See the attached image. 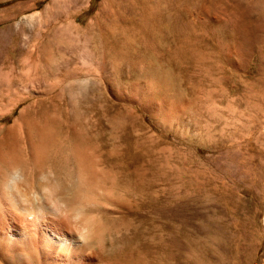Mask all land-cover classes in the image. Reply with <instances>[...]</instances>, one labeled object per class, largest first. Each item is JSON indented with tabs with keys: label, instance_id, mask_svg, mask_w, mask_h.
I'll list each match as a JSON object with an SVG mask.
<instances>
[{
	"label": "rangeland",
	"instance_id": "374dc122",
	"mask_svg": "<svg viewBox=\"0 0 264 264\" xmlns=\"http://www.w3.org/2000/svg\"><path fill=\"white\" fill-rule=\"evenodd\" d=\"M12 155L72 186L80 264H264V0H0V192Z\"/></svg>",
	"mask_w": 264,
	"mask_h": 264
},
{
	"label": "bare ground",
	"instance_id": "6f19581e",
	"mask_svg": "<svg viewBox=\"0 0 264 264\" xmlns=\"http://www.w3.org/2000/svg\"><path fill=\"white\" fill-rule=\"evenodd\" d=\"M250 129L251 126L246 123L239 125L234 130L233 139L241 137L244 139V142L241 145L234 143L233 147L235 146L241 149L242 152L240 155L237 153L232 154V163L235 166L239 158H241L242 160L239 164L243 167V173L253 177L256 173L255 156L252 150L253 142L245 138V132ZM82 157L83 155L81 153L80 158ZM25 162L24 159L18 158V156L11 158L7 162L9 170L5 171L2 175L3 189L0 192V264H4L6 258L12 259L14 257V254H12L11 257H13L8 258L7 256H9V254L7 255V250L9 252L17 251L19 247L23 245H27V247L31 245L36 249L35 251L37 253L40 252L45 255L46 258L50 259V262L54 261L57 262V264L82 263L85 259L87 250L84 242L86 226L82 225L80 226L81 228H78L77 232H74L71 221L68 216L63 215L64 212L62 211L64 209L66 210V204L69 202L68 200L72 199V186L67 184L63 186L57 183L53 176H51V171V175L42 173V177L39 175V178H37L36 169H29ZM35 162L38 164V161ZM82 167L80 168L78 177L79 185L82 184L85 179V172ZM235 169L236 168L233 169V178L234 175L238 174ZM20 184L27 190L35 186L39 191L38 194H40V197H28L24 193L17 192L16 187H19ZM79 185L78 187H80ZM61 195H63V199L60 198ZM17 212L24 213V216L28 215L29 219H24L21 215H17ZM60 213H62V215ZM225 246L229 249L230 253H232V246Z\"/></svg>",
	"mask_w": 264,
	"mask_h": 264
}]
</instances>
